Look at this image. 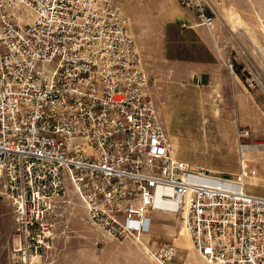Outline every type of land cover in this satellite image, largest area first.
Instances as JSON below:
<instances>
[{
	"label": "built area",
	"instance_id": "built-area-1",
	"mask_svg": "<svg viewBox=\"0 0 264 264\" xmlns=\"http://www.w3.org/2000/svg\"><path fill=\"white\" fill-rule=\"evenodd\" d=\"M180 3L215 26L210 0ZM240 150L264 152V141ZM240 166L216 174L177 158L116 0H0V178L26 243H42L69 183L107 237L143 245L164 210L208 264H264V195L247 189L250 162ZM146 250L154 264L177 252Z\"/></svg>",
	"mask_w": 264,
	"mask_h": 264
},
{
	"label": "rangeland",
	"instance_id": "rangeland-1",
	"mask_svg": "<svg viewBox=\"0 0 264 264\" xmlns=\"http://www.w3.org/2000/svg\"><path fill=\"white\" fill-rule=\"evenodd\" d=\"M210 1L216 13L215 24L218 22L217 25L221 24L224 32L229 30L236 35L231 39L235 46H227V52H230L228 63L230 61L234 65V74L230 73L240 76L247 83H261L263 88L264 0ZM216 3L221 4L220 10ZM116 4L137 40L138 49L142 52L141 40L146 38L153 44L152 58H147L146 62L149 64L146 65L149 68L146 71L151 95L177 158L191 168H203L216 174L232 176L239 174L240 160L245 158L251 168L257 171L255 177L247 180L248 191L264 195V152L249 153L243 157L240 150L241 143H251L248 140L258 128L264 130L262 119L260 127L258 123L250 124L255 120L258 122V119L238 117L236 113L233 115L231 110L235 109L236 103H231L228 112L226 102L209 97L207 102H203L204 110H207L203 113L208 116L198 117L194 115L193 100L205 96L195 89L176 99L177 105L182 108L179 116L178 112L174 115L178 106L168 107V103L164 104L161 77L164 61L161 57L165 51L161 43L155 46L153 42L155 39L161 41L159 37L163 38L165 31H178L182 23L177 17L179 19L183 12L192 14L193 24L203 26L196 14L184 7L180 0H116ZM239 30L245 31L248 36H240ZM224 42L231 43L228 38ZM177 49L178 44L172 51ZM182 52L185 55L189 53L191 57H199L202 48L192 46ZM238 104L245 105L242 102ZM243 131H249V137L240 141L238 136ZM263 141L264 134L259 142ZM60 205L57 215L49 219L50 231L41 234L40 238L31 235L42 243H26L28 239L25 242V230L17 223L15 206L8 200L0 178V264H154L146 249H158L164 244L174 246L177 251L176 256L166 264H208L191 246L185 223L172 214H160L151 236L140 245L128 239L107 237L89 223L84 205L69 183L67 197Z\"/></svg>",
	"mask_w": 264,
	"mask_h": 264
},
{
	"label": "crops",
	"instance_id": "crops-1",
	"mask_svg": "<svg viewBox=\"0 0 264 264\" xmlns=\"http://www.w3.org/2000/svg\"><path fill=\"white\" fill-rule=\"evenodd\" d=\"M216 2L217 0H213ZM220 5L216 3V7L220 10ZM260 19V17H259ZM177 20L182 23L178 31L168 30L163 32V38L161 41L155 39L153 42L155 46H159L161 43L164 47L165 54L162 55L161 59L164 61V67L162 68V79H163V100L164 104L168 103V107L178 106L174 111L178 112V116L182 112V108L177 105L176 99L182 98L186 93L195 89L198 92H202L205 97H200L194 101V115L198 117L208 116L204 111V101H208L209 98L213 100H220L227 103L228 112L230 111L231 103H236L235 109L231 110L233 115L238 117H249L258 119L250 124L260 125L264 122V87H261V83H248L238 75H232L228 68V56L230 52H227V46L232 45L234 42L231 41L236 35L227 30L224 32L222 25L215 24L212 29L204 28L203 26H197L194 23V18L191 13L183 12L179 15ZM193 24V25H189ZM240 36H248L245 31H238ZM238 36V35H237ZM225 38H228L231 43L226 44ZM147 40H141L140 48L142 57L146 65L147 58H152L151 47L153 44ZM137 41V40H136ZM178 48L176 51L172 49ZM138 46V45H137ZM192 46L201 47L202 54L198 57H191L189 53L183 54V50L187 51ZM139 48V47H138ZM185 48V49H184ZM149 69L148 66L146 70ZM150 71V70H148ZM152 72V71H151ZM149 72V73H151ZM206 99V100H205ZM242 102L244 106H240L238 103ZM261 103L262 107H261ZM174 109V108H173ZM171 110H169L170 112ZM243 111V113H241ZM236 113V114H235ZM262 119V123L261 120ZM256 130V129H255ZM264 130L258 128L253 134L252 138L248 142H257L263 138ZM222 144V143H220ZM261 153V152H256ZM251 153V154H256ZM250 154V155H251ZM263 155V154H262ZM165 214L158 212L154 214V225L158 221V216ZM168 215V214H166ZM160 227H158L159 229Z\"/></svg>",
	"mask_w": 264,
	"mask_h": 264
},
{
	"label": "bare ground",
	"instance_id": "bare-ground-1",
	"mask_svg": "<svg viewBox=\"0 0 264 264\" xmlns=\"http://www.w3.org/2000/svg\"><path fill=\"white\" fill-rule=\"evenodd\" d=\"M158 212H162V213H165V214H172V213H170V212H168V211H164V210H157L156 213H158ZM172 215H174V214H172ZM174 216H175V215H174ZM185 228H186V235H187L188 240H189V242H190V244H191V246H192V245H193V243H192V239H191V236H190V233H189V230H188V226H187L186 223H185Z\"/></svg>",
	"mask_w": 264,
	"mask_h": 264
}]
</instances>
